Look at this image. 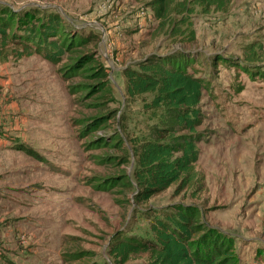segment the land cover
Instances as JSON below:
<instances>
[{"label":"rangeland","instance_id":"rangeland-1","mask_svg":"<svg viewBox=\"0 0 264 264\" xmlns=\"http://www.w3.org/2000/svg\"><path fill=\"white\" fill-rule=\"evenodd\" d=\"M12 4L20 14L59 15L67 37L81 42L57 63L39 53L0 61V102L11 122L0 125V137L28 151V213L0 210V224L26 226L27 234L15 235L7 248L17 255L28 249V262L7 264H113L114 240L153 242L154 216L183 207L197 211L205 229L230 240L239 264H264V0H234L226 13L195 16L193 43L160 31L151 8L137 0ZM251 45L256 59L248 62ZM176 52L190 58L188 70L207 84L206 136L196 164L203 187L179 191L175 184L135 202L133 187L99 185L122 170L131 175V164L119 169L102 161L125 152L92 148L91 141L119 136L128 151L135 137L150 134L156 121L144 101L152 96L130 98L124 70ZM86 56L104 79L66 71ZM99 83L102 89L94 90ZM98 118L105 119L102 125L89 128ZM148 261L147 253H139L127 264Z\"/></svg>","mask_w":264,"mask_h":264},{"label":"trees","instance_id":"trees-1","mask_svg":"<svg viewBox=\"0 0 264 264\" xmlns=\"http://www.w3.org/2000/svg\"><path fill=\"white\" fill-rule=\"evenodd\" d=\"M151 8L158 29L166 31L171 38L183 43L196 41L193 19L197 15L226 13L234 0H137ZM80 40L67 37L62 20L57 14L40 17L39 13L15 12L8 4H0V61L10 57L21 59L35 53L53 62H59L67 49L76 47ZM77 44V45H76ZM247 55L254 61L255 48ZM75 65L68 66L69 74H78L86 79L102 80L107 75L94 68L88 56L79 57ZM191 60L181 53L167 56H151L137 65V69L124 70L126 94L130 98H143L149 117L156 122L150 134L135 137L127 151L122 140L113 137L110 141L101 137L91 141L92 148L122 150V157L105 156L102 161L121 169L131 164L132 173L122 170L121 176L106 179L105 189L133 187L135 202H146L172 185L178 184L183 191L196 185L202 188L204 176L196 170L200 158L199 144L204 140L206 116L202 109L206 81L189 71ZM82 67L80 71L79 70ZM103 84L93 86L102 89ZM104 118L96 119L89 128L102 125ZM91 130V131H92ZM28 153V151H27ZM135 183V186H134ZM193 208H176L153 218V242L135 241L118 237L109 250L113 264H127L133 255L147 253L148 264H239L233 244L218 232L205 229L197 220Z\"/></svg>","mask_w":264,"mask_h":264},{"label":"crops","instance_id":"crops-1","mask_svg":"<svg viewBox=\"0 0 264 264\" xmlns=\"http://www.w3.org/2000/svg\"><path fill=\"white\" fill-rule=\"evenodd\" d=\"M12 2L13 0H0V4L14 7ZM0 109V125H11L10 118L4 117L7 106L0 102ZM21 135H25V132ZM2 208L17 213L18 217L24 211L28 213V153L23 147L19 148L12 141L0 137V210ZM21 233L27 234V228L21 222L18 224L13 220L11 223L0 224V243L5 244V248L0 247V264H7L9 259L15 262L17 258L23 263L28 262V249L22 247L17 255L7 248L15 235Z\"/></svg>","mask_w":264,"mask_h":264}]
</instances>
